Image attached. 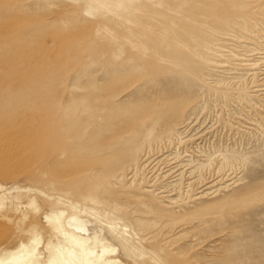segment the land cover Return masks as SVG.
I'll list each match as a JSON object with an SVG mask.
<instances>
[{
  "label": "rangeland",
  "instance_id": "obj_1",
  "mask_svg": "<svg viewBox=\"0 0 264 264\" xmlns=\"http://www.w3.org/2000/svg\"><path fill=\"white\" fill-rule=\"evenodd\" d=\"M0 130V264H264V0H0Z\"/></svg>",
  "mask_w": 264,
  "mask_h": 264
},
{
  "label": "bare ground",
  "instance_id": "obj_2",
  "mask_svg": "<svg viewBox=\"0 0 264 264\" xmlns=\"http://www.w3.org/2000/svg\"><path fill=\"white\" fill-rule=\"evenodd\" d=\"M172 2V1H171ZM191 2H193V1H191ZM232 2V1H231ZM178 4V3H177ZM245 4H246V2H245ZM250 4V3H249ZM252 4V3H251ZM191 4L189 3V6H190ZM238 5H239V3H238ZM248 5V4H247ZM196 7V6H195ZM193 8V7H192ZM203 8H205L204 6H203ZM174 11V10H173ZM176 13V12H175ZM184 15V14H183ZM197 16H198V14H197ZM185 17V16H184ZM187 17V16H186ZM205 17H207V16H205ZM217 17V16H216ZM189 18V17H188ZM193 21V20H192ZM194 22V21H193ZM201 24V23H200ZM202 24H204V23H202ZM178 25V24H177ZM205 25V24H204ZM236 25V24H235ZM211 26V25H210ZM209 26V27H210ZM218 26V25H217ZM212 28V27H211ZM233 28V27H232ZM182 30V29H181ZM214 30V29H213ZM216 30V29H215ZM227 31V30H226ZM201 33V32H200ZM215 33H217V32H215ZM176 42V41H175ZM184 42V41H183ZM180 44V43H179ZM7 113V115H8V112H6ZM47 114V113H46ZM9 115H10V113H9ZM4 123H5V121H4ZM1 131V130H0ZM3 132H4V130H2ZM3 132L1 133V134H3ZM15 135V134H14ZM17 135V134H16ZM7 137V136H6ZM6 137H4V136H2V135H0V153H2L1 155V157H0V162H1V164H0V172L1 173H3V174H6V172H7V170L9 169L10 171L11 170H16V168L17 169H19V165L20 164H18V161L19 160H16V159H19V157L17 156L16 157V159H14L13 157L11 158V156H9V152L7 151V148H9V144H11V142L9 141L10 139H8V138H6ZM12 138V141H13V138H14V136L13 137H11ZM18 138V137H17ZM20 143V141H18L17 140V142L16 143ZM15 143V142H14ZM15 143V144H16ZM14 144V147L13 148H16V145ZM12 145H10V147H11ZM12 148V149H13ZM19 148V150L18 151H20V147H18ZM11 150V149H10ZM21 151H22V149H21ZM21 151H20V153H21ZM8 152V153H7ZM13 152V151H12ZM11 152V153H12ZM17 152V151H16ZM16 155V154H15ZM59 155V154H58ZM58 157V156H57ZM23 160H25L24 158H23ZM29 160V159H28ZM63 160H66V159H63ZM59 161V160H58ZM52 162H53V160H52ZM19 163H20V161H19ZM26 163V162H25ZM21 165H23V164H21ZM20 165V166H21ZM23 166H26V165H23ZM27 167V166H26ZM24 168V167H23ZM23 168H20L21 170V172L23 171L22 169ZM8 170V171H9ZM24 170H27V169H25L24 168ZM12 172V171H11ZM16 172V171H15ZM0 173V174H1ZM13 173H14V171H13ZM18 173H19V171H18ZM3 174H1V176L3 175ZM12 174V173H11ZM10 174V175H11ZM8 175H9V173H8ZM13 175H15V173L13 174ZM13 175L12 176H10V179H11V177H13ZM17 175V174H16ZM15 175V176H16ZM0 176V177H1ZM7 176V175H6ZM6 178H8L9 179V176L8 177H6ZM2 179H4V177L2 178ZM7 179V180H8ZM13 179V178H12ZM68 224L70 225V226H75V227H77L79 230H82V231H86V229H84L83 227H81L80 225H77L76 224V221H75V219H70L69 220V222H68ZM8 229V228H7ZM77 231V230H76ZM36 235V234H35ZM34 235V236H35ZM38 239L37 238H35L34 240H33V242L34 241H37ZM32 242V243H33ZM71 242L73 243V244H75V245H77V246H79V247H81L82 245H83V243L80 241V240H77V239H71ZM83 249V248H82ZM73 250V249H72ZM82 252H83V257H86L87 256V254L88 253H86L85 252V250L83 249L82 250ZM90 254H93V253H91V252H89ZM35 255V251L34 250H29L28 249V247L27 246H23V253L18 257V258H13L12 259V262L13 263H15L16 262V260H18L19 259V261H25L24 262V264H30V262H31V258L33 257ZM26 260H28V262L26 261ZM30 261V262H29ZM89 262V264H92L90 261H88ZM261 262V261H260ZM16 264H18V263H16ZM51 264H54L53 262H51Z\"/></svg>",
  "mask_w": 264,
  "mask_h": 264
}]
</instances>
